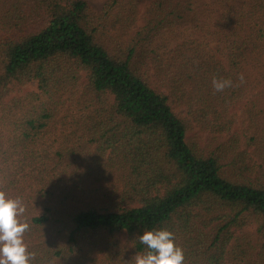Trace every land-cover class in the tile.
I'll return each instance as SVG.
<instances>
[{
    "label": "trees",
    "instance_id": "trees-1",
    "mask_svg": "<svg viewBox=\"0 0 264 264\" xmlns=\"http://www.w3.org/2000/svg\"><path fill=\"white\" fill-rule=\"evenodd\" d=\"M143 1L0 0V191L31 264H130L155 230L182 264H264V0H153L136 28Z\"/></svg>",
    "mask_w": 264,
    "mask_h": 264
},
{
    "label": "clouds",
    "instance_id": "clouds-1",
    "mask_svg": "<svg viewBox=\"0 0 264 264\" xmlns=\"http://www.w3.org/2000/svg\"><path fill=\"white\" fill-rule=\"evenodd\" d=\"M240 79L243 80L242 75ZM212 84L217 92H223L232 86V81L214 78ZM25 212L21 198H9L6 192L0 191V264H31L33 254L27 251L24 243L29 224L21 220ZM138 239L149 251L136 254L130 264H182L183 250L175 244L172 232L144 231Z\"/></svg>",
    "mask_w": 264,
    "mask_h": 264
},
{
    "label": "rangeland",
    "instance_id": "rangeland-1",
    "mask_svg": "<svg viewBox=\"0 0 264 264\" xmlns=\"http://www.w3.org/2000/svg\"><path fill=\"white\" fill-rule=\"evenodd\" d=\"M85 1H87V3L90 5V7L92 8V10L94 12L100 13L107 0H85ZM152 1L153 0H144L142 2L141 6H140V11H139L140 12V17H139V20L137 22V27L136 28H140L143 25L144 13L147 10V8L150 6ZM151 77L153 79V77H154L153 73H151ZM152 81H154V79ZM25 89H28V90H31V91H37V83L36 82H32ZM161 92L166 94V95H168V91L165 90V89H162ZM169 104H170L171 108L174 110V112L177 115H179L181 118L190 120L189 116L186 113L185 108L178 107L173 100H171ZM234 115L236 117L237 124L234 127L233 132L236 131V130H239L241 128L242 106L239 105L234 110ZM196 133H197V130H193L191 136L196 137ZM205 139H206V137L203 136V140H205ZM246 231L253 232L254 231V227L247 228Z\"/></svg>",
    "mask_w": 264,
    "mask_h": 264
}]
</instances>
